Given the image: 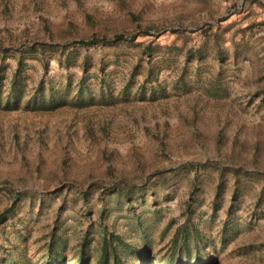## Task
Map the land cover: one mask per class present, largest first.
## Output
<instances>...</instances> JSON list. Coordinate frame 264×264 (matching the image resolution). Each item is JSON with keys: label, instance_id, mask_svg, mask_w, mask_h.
Instances as JSON below:
<instances>
[{"label": "rangeland", "instance_id": "rangeland-1", "mask_svg": "<svg viewBox=\"0 0 264 264\" xmlns=\"http://www.w3.org/2000/svg\"><path fill=\"white\" fill-rule=\"evenodd\" d=\"M4 210L2 264H264V0H0Z\"/></svg>", "mask_w": 264, "mask_h": 264}, {"label": "trees", "instance_id": "trees-1", "mask_svg": "<svg viewBox=\"0 0 264 264\" xmlns=\"http://www.w3.org/2000/svg\"><path fill=\"white\" fill-rule=\"evenodd\" d=\"M123 39H124V34L118 32H115L110 36L104 33H92L88 37L73 40L72 43L75 45L87 46L94 44L114 43ZM22 66L23 65H21V62L18 60L16 63V68L14 69V71L10 76L8 90L4 95V99H3L4 105L2 106L4 109L7 110L17 109L20 104V101L22 100L23 92L20 89L21 88L20 73L23 71ZM39 99H41L39 102L43 101V98H39ZM27 104L28 101H25L23 107L27 108L28 107ZM30 108L32 110L40 109L36 107H30ZM5 210L0 213V220L4 217ZM116 238L119 239V237ZM193 246H194V250L192 252V256L190 255L188 250L182 253H180L179 251L174 253V251L171 250L167 254L163 255L161 259H158L156 264H210L209 255L203 257L200 251L196 248V245ZM126 247L129 250L128 251L129 255L125 254L121 256L113 252L111 256V264H149L146 259L147 248H145L144 246L142 248L137 246H131V247L126 246ZM50 250L51 249H49V251ZM126 258L130 259L131 261H126ZM106 260H107L106 250L103 249L102 253L100 254V258L98 259L96 264H107ZM2 263L3 261H1L0 264ZM42 264H64V262L62 261V257L56 254H51V252H49L48 256L44 258ZM74 264H88V259L82 250L78 255Z\"/></svg>", "mask_w": 264, "mask_h": 264}]
</instances>
